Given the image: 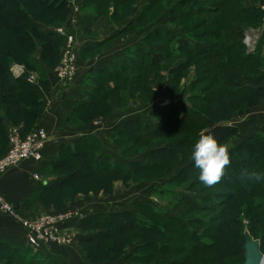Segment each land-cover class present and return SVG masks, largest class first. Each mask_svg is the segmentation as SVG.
<instances>
[{"label":"rangeland","instance_id":"rangeland-1","mask_svg":"<svg viewBox=\"0 0 264 264\" xmlns=\"http://www.w3.org/2000/svg\"><path fill=\"white\" fill-rule=\"evenodd\" d=\"M37 1L40 0H12L13 3L7 0H0V12L11 14L14 9L21 8L32 17V24H35L38 29L50 28L55 32L61 29V34H59L61 38L56 43L54 57L47 63L42 62L40 55L42 44L40 42L29 40V42H26L27 45L25 44L22 49H19L15 46L11 33L9 34L7 30L3 29L0 30V62L3 61L8 66L11 74L16 75L14 78L27 79L32 77L34 82L36 81L31 84L33 85L34 93L41 92L44 94L47 89L45 84L40 82L43 80V74L48 71L53 76L56 75L55 71L59 65L64 43L67 36L72 37L77 47L75 52V76L70 83H63L55 76L56 80H58L55 82V86L59 87L60 91L61 89H68L71 87V84H74V79L78 75L80 89L82 90H80L78 100L85 102L90 107L89 110L85 109L77 115L73 123L69 122L67 128L68 126L76 127L78 128V132L81 133L91 132L90 135L99 141L100 149L98 153L109 157L111 161L123 163L127 166H131L134 162H141L143 166L145 165L146 169L142 174L138 172L136 175L138 177L134 178L135 176H133V179L129 176L127 179H122V174L115 176L113 181L111 180L112 183L109 184L108 192L103 189L87 191L86 193L80 192L65 198L61 205L48 204L45 201L37 202L35 200L32 202V205L22 210V212L18 211L13 205H9L13 208L14 214L22 220L34 221L38 217L48 213L64 212L74 215L71 217V220H81L85 214H94L100 211L106 213L133 211L151 219L153 216L149 212L135 207L143 202L152 205L153 208L162 213L173 215L177 218L180 216V213H185L183 221L188 223L190 229L195 232L202 233L201 231H203L204 227L198 225L202 221L211 224V227L217 228V230L209 229L207 232L208 236L205 230L204 235L201 237V242L209 247L208 250L205 249L206 251L196 249L193 251L194 254L187 255L184 252H188V243L182 244L176 239L165 242L163 246L165 250L163 249L161 252L158 249H153L156 250V255L159 256L157 258L160 259L161 264H178L179 261L182 262L184 259L196 264H208L209 256L215 252L217 254L222 253V255L219 262L218 260H211L210 264H242L244 261V251L242 249L244 239L241 236L245 232H248L254 240L258 241L259 251L261 250V254L264 255V216L260 215V212L264 209V205L255 206L251 204H261L264 201V193H261L262 190L264 192V185H262L264 184V176L261 175L262 179L258 181V183H262L261 186L259 184L255 185V182L253 183V181L247 178L252 167L259 164L262 158L256 162L252 161L250 164L246 163L243 167L244 173H247L244 176L247 178L245 179L246 182H242L241 175L236 177L235 171L234 173H229L224 169V175L221 180L209 187L199 181V172H196L195 176L192 175L183 179L184 173H182V170L184 164L188 160H192L190 150L193 149V147L191 149V145L186 143L183 136L165 135L164 133L162 138L153 140L152 137H139V134H141L139 130L136 133L131 132L129 129H124L125 131L122 133H114L112 130L114 127L119 130L120 124L127 123V121L142 119L145 126H149L154 131H162L157 117L154 116L164 113L161 118L165 120L166 108L174 106L177 109H181V105L185 104L189 99L190 91H200L203 85H207L206 79L209 80L215 76V73L211 72L206 79L201 81L202 77L199 70L205 71V67L210 68V66L205 61L202 63L191 59L186 53L175 55L161 53L158 56L156 55L157 57L153 56L154 58H152L160 62L154 68L147 67L146 59L144 62L146 66L142 64L140 70L119 73L118 69H113V66L121 63V57L127 51L133 50L134 47L140 44L142 36L137 31L138 29L144 27L143 31L145 30L144 32L147 33L158 26L171 29V35L174 36L178 44H190L196 51L202 50V45L199 42L205 41L210 48L212 47L211 50L215 55L214 61L211 62L212 66L228 62L229 66L235 68L241 74L242 82L250 84L251 80L254 79L252 71L248 72L250 64L239 62V54L249 52L252 45L251 50H254L257 54H261L263 57L264 19H261V21L256 19L245 23L240 20L241 26L246 30L244 36H247L249 39V47H245L242 42L243 49L234 47V45L230 49L229 45L236 43L233 39L224 37L223 40H218L215 39L218 35L212 33H219V30H222L221 28L218 30L217 27L221 22V19L219 20V11H225L228 5V1L225 0H219V6L205 4L202 1L193 3L191 6L202 12L192 17L182 16L181 13L184 11L180 10L178 3L181 0H157L155 5L147 11V15H144L141 23L131 32H121L116 35H113V33L129 24L133 18L142 12L150 0H124L125 2L122 3L115 0L112 2L109 0H63L64 4L62 7L55 9V11L52 5L49 7L50 9H45L47 1L41 0L45 8L39 6ZM238 3L240 8L241 6L245 8L256 6L255 3L249 0H239ZM223 5L225 7L222 9ZM169 9L170 11H168ZM172 10L173 14L177 16H174L173 20H169L167 16L168 13L170 17L172 16ZM178 12L180 13V17L177 14ZM215 12L217 13L213 14ZM160 15L163 18L161 21V18L159 19ZM105 36L108 38L101 42L103 43L102 45L99 47L97 45L93 50H84L93 44L91 40L95 43ZM207 37L208 39H205ZM211 44L213 45L211 46ZM216 49L220 52H217ZM25 50L26 52H23ZM225 51L229 56L226 55ZM27 54H29L28 57ZM102 57L108 58L109 63L107 67L113 69V77L116 78L90 80L92 76L99 73L100 70L98 68L101 63L99 64L98 62L102 60ZM216 73L219 74V72ZM94 88L96 96L92 97V95L90 96V90ZM23 95L30 97L27 91H23ZM51 95L50 93L46 103L47 108L53 105L56 98V96L52 98ZM205 95L207 96V94ZM25 102H30V100L27 99ZM194 104L198 108L201 105L199 101H196ZM28 108L31 110V107ZM40 108H35L34 110L38 112ZM90 111L93 113L92 116L88 114ZM86 117L88 118L87 120L84 119ZM167 118L168 123L172 126L177 123V118L168 116ZM38 122L39 119L36 123L38 124ZM185 123V121H181L178 126L179 129L180 127L184 128ZM37 124L35 129L39 127ZM45 132L47 134V142H59L56 137V134H58L56 132H59V130H51L53 133H48L47 130ZM7 135L5 134V139L0 136V156L7 151ZM21 136L24 135L21 134ZM176 142L179 146H174ZM237 143V138L228 141L226 143L228 150L238 147L240 143ZM160 146L161 148H159ZM163 149L165 151L168 149L169 151L167 152H173V154L175 153L180 158L173 160L174 158L171 157L173 154H168L164 155L161 161L153 162L147 160L146 156L148 152L162 151ZM241 159H244L243 156ZM167 165L168 168H165ZM225 168L228 167L226 166ZM46 177L52 182L65 178V176H60L57 173L46 174ZM230 177H233V179H230ZM235 178H238V180L235 181ZM225 179L228 182H225ZM95 180L109 182L106 174L99 176L89 174L85 183L90 185ZM230 180L233 184H231ZM221 183H224V185ZM238 184H243L246 190L242 192ZM253 189H255L254 192L259 197L255 196L251 199L243 197L246 196L245 194L253 191ZM158 190L160 191L158 192ZM153 191H157L159 194ZM215 199L220 200L221 204H223L219 206L214 205L212 200ZM191 203H196L199 207L207 205L205 207L209 208L211 205L213 206L210 209L207 208L208 210L206 211H199L193 209L195 207H191ZM221 212L226 214V226H224L225 223H220ZM0 216L9 218L17 223L12 217L4 215L1 212ZM152 220L159 226L164 227L167 224L166 220ZM19 227L21 226L19 225ZM107 228L114 229V226L108 225ZM168 228L178 233L176 237L181 235L178 225L169 224ZM108 229L102 226H91V223L86 226V229H79V227L77 229L65 228L58 233V237L64 238L63 241L65 242L60 241L57 237L54 242L42 243L37 249L28 247L33 251H39L40 247H45L47 254L60 264H138L130 260L132 255H137V247L142 243L137 241L138 239H131L125 243L122 250L118 249L115 253L120 252L119 257L117 256L116 258L109 255L110 257L107 256L104 260L101 257H92L91 259L89 254L80 248L76 242V237L78 236L91 237V235L103 232V234H106L108 233ZM22 230L25 233V239L28 234L23 228ZM215 238L219 239L218 243L215 241ZM67 241L69 242L67 243ZM13 244L18 245V243ZM144 253L146 254V252ZM151 253H154V251H151ZM9 258H5L2 264H16L15 261ZM8 261L9 263H7ZM36 261L40 260H33L32 263H37ZM145 264H152V260L147 261Z\"/></svg>","mask_w":264,"mask_h":264},{"label":"trees","instance_id":"trees-1","mask_svg":"<svg viewBox=\"0 0 264 264\" xmlns=\"http://www.w3.org/2000/svg\"><path fill=\"white\" fill-rule=\"evenodd\" d=\"M7 1L13 3L12 0ZM43 1H47L46 8L45 6H43ZM43 1L40 0L37 2L39 6H43L47 10L52 5L55 11V9H60L64 4L63 0ZM109 1L112 2L113 0ZM115 1L121 3L125 2L124 0ZM198 1H202V3L212 6H219L220 4L219 0H181L178 3L180 6V10L184 11L183 13H181L182 16L186 15L187 17H192L198 13H201L202 11L191 6L193 5V3H196ZM225 1H228V5L225 11H219V20L221 19V22L217 27L218 30L219 28H221L222 30H219V33H212H216L218 35L215 37V39L218 40H223L224 37L233 39L236 43H231L229 45L230 49L233 48V45L234 47L243 49L242 39L244 38L246 30L243 28V26H241L240 20L244 21V23L256 19L261 21V19L264 18V10L261 9V7L264 6V0H249L256 5L252 8H245L243 6H241L240 8L238 3L239 0ZM156 2L157 0H150L149 3L145 5L142 12L135 18H133L123 29L119 30L118 33L131 32L137 25H139V23H141L144 15H147V11L152 6H154ZM224 7L225 6L223 5L222 9ZM189 8L190 10L188 11ZM168 11H170V9ZM171 12L172 16L170 17L169 13L167 16L169 20H173L174 16H177L173 14V10ZM216 13L217 12L213 14ZM177 14L180 17V13L178 12ZM161 17L162 16L160 15L159 19ZM31 18L32 17L21 8L14 9L11 14H3L2 12H0V30L5 29L9 34L11 33L12 38L15 41V46L19 49H22L26 42H29V40H37L38 42H40L42 44L40 51L41 60L47 63L52 57H54L55 46L56 43L59 42L58 40L61 38V36L50 28L38 29L35 24H32ZM162 19L163 18H161L160 21ZM143 28L137 30L139 34H141L140 36H142L140 44L137 47H134L133 50L127 51L126 54L121 57V63L115 64L113 66V69H118L119 73H128L140 70V66L144 64L146 59L147 67L154 68L156 67V64L160 62L159 60L156 61L152 59L154 58L153 56L157 57L161 53L168 55L186 53L191 59L200 61L202 63H204L205 61L210 66V68L205 67V71L199 70L200 76L202 77L201 81L206 79L208 75L211 74V72L215 73V76H213L209 80L206 79L208 83L206 86L203 85V87L200 88V91H190L189 99L185 104L181 105V109H177L174 106L171 108H166V121L161 118L164 113L162 115L158 114L154 116L157 117L158 122L162 127V131H154L149 126H145L142 119H133L129 122L127 121V123L120 124V128H118L119 130L114 127L112 129L113 132L122 133L126 129H129L131 130V132L136 133L139 130L141 132V134H139V137H152L153 140L162 138L164 133L165 135H181L185 138L186 143L188 145H191V149L196 143L199 136L204 134L214 135L219 142H222L225 145L228 141L238 138V128L228 125V123L231 121V118L234 115H242L247 110L257 105L264 98V92L262 88V70L264 69V58L262 57V55L257 53L246 54L245 52L239 54V62L250 64L248 72L250 73L252 71L254 78L253 80H251L250 84H246L242 82L243 80L241 79V74L235 68L229 66L228 62H222L220 63V65L215 66L211 65V62L215 59V55L211 50L212 47L210 48L205 41H200L201 43L199 42V44L202 45V50L196 51L190 44H178L174 36L171 35V29L158 26L154 29H151L147 33L144 32L145 30L143 31ZM220 32L224 34H221ZM205 39H208V37ZM150 42L151 44H149ZM102 44L103 43H99L98 46L96 44L95 46L88 47L84 50H93L96 46L99 47ZM212 45L213 44H211V46ZM216 51L220 52L218 51V49H216ZM23 52H26V50ZM28 55L29 54H27V57ZM226 55L229 56L228 53ZM146 64L144 65L146 66ZM113 69L105 67L101 69L99 73H96L94 76H92L90 80L98 78L109 80L112 78H116L113 77ZM216 72H219V74H217ZM242 76L244 75L242 74ZM0 90L3 93V97L0 98V136L5 139V133L1 121V112L3 106H5L6 114L11 121L15 123L24 122V129L21 132L22 135L27 134L31 131L32 128H35L37 120L39 119V117H41V102L39 101L36 93H34L33 85L29 84L25 78H14L8 66L5 65L3 61L0 62ZM23 91H27L30 94V97H25L23 95ZM90 91V96L92 95V97H95V88ZM205 94H207V96ZM27 99L30 100V102H25L27 101ZM196 101H199V103L201 104L199 108L196 107V104H194ZM28 107H31V110ZM89 107L90 105L86 104L85 102L78 101L74 114L69 119V122L73 123L74 118L82 113L83 110H89ZM35 108H40V111L37 112V110H34ZM88 114H91V116L93 115L92 111H90V113ZM167 116L177 118V123L173 126L169 124L167 121ZM84 119L87 120L88 118L86 117ZM181 121H185L186 123L184 124V128L180 127V130L178 126ZM176 145H178L177 142L174 146ZM99 146V141L95 137L83 136L74 140L70 145L67 144L59 147L55 161L50 165V169L48 170L47 174L57 173L60 176H65V178L61 179V181H59L58 183L52 184L49 187H44L37 191L31 197L30 202L32 203L33 201L37 200V202L45 201L48 202V204L51 203L55 205H61L62 201L65 198L71 197L74 194H78L80 192L86 193L87 191H97L99 189H103L108 192L109 184L112 183L115 176L122 174V179H127L128 176L133 179V176H135L134 178L138 177L136 176L138 172L142 174V172L145 171L146 167L145 165L143 166L141 162H134L131 166H127L123 163H115L111 161L109 157L98 153L100 149ZM159 148H161V146ZM167 151L169 150L166 149L165 151V149H163L162 151H150L147 153L146 158L147 160L153 162L161 161L164 155L173 154V152L170 153ZM190 151L192 152V150ZM229 155L230 163L229 165H227L228 168H225V170H227L229 173H234L235 171L236 177L238 175H241L242 182L247 179L246 177H244L247 175V173H244L243 167L246 165V163L250 164V162L252 161L256 162L260 158H262L261 162L255 165V167H252L250 172H258L262 176H264L263 135L255 134L246 139L238 147L230 148ZM242 156L244 159H241ZM171 157L174 158L173 160H177L180 158L175 153ZM165 168H168V165ZM196 172H199V170L193 166L192 160H188V162L184 164V168L182 170V173H184L183 179L186 177H191L192 175L195 176ZM89 174H95L98 176L106 174L109 182L107 183L104 180H95L91 182L93 184L87 185L85 181L88 179ZM230 179H233V177H230ZM236 180H238V178H235V181ZM250 181H253V183L255 182V185L259 184L261 186L262 184L258 183V181H256L255 179ZM225 182L228 181H226L225 179ZM221 184L224 185V183ZM231 184L233 183L231 182ZM238 186L241 187L240 190L242 192L246 190L243 184H238ZM159 191L160 190H158V192ZM254 191L255 189H253V191H251L249 194H245L246 196L243 197H247L248 199H251L255 196L259 197V195H256V192ZM153 192L157 193V191ZM261 193H264L263 190ZM212 201L214 205L219 206L221 204L220 200L218 199ZM251 204L255 206L264 205V201L261 204ZM205 206L207 205H204V207L202 206V208L199 207V205H196V203H191V207H195L193 209H197L199 211H206L213 205H211L209 208ZM135 207L137 209L146 210L153 217L149 219L146 218L143 214L140 215L139 213H135L133 211H123L101 215L98 214L91 217V219L89 220L85 219L83 222L85 226L91 223V226H102L108 229V225H113L114 229L109 228L108 233L103 234L96 243H94L93 240L77 241L80 248L87 252L91 259L92 257H101V259L104 260L107 258V256H114L117 258V256H120V252H115L118 249L122 250L125 246V243L135 238L138 239L137 241H140L142 243L137 247V255H132L130 257V260L138 264H145L150 260H152V264H161L160 259L157 258L159 256L156 255V250L158 249L161 252L165 248L163 247L165 242L173 239H176L182 244L187 242L189 249L188 252L185 251L184 253H187V255H191L194 254L193 251L196 249L208 250V245L201 242V237L204 235L203 233L205 230L206 233L209 231V229L217 230L216 227H211V224H207L202 221L198 225L203 226L204 229L203 231H201L202 233H198L194 230H191L189 224L183 221L185 213H180V216H178L177 218L173 215L162 213L159 210L153 208L152 205L143 202L136 205ZM221 213L222 216L219 218L221 221L220 223H225L224 226H226V214L224 212ZM260 215L264 216V209L260 212ZM152 219L166 220L167 224L164 227L159 226ZM169 224L178 225V228L181 231V235L179 237H176V235L178 234L177 232L168 228ZM220 232L222 233V231ZM241 237L244 239L243 236ZM215 241L218 243L219 239L215 238ZM143 251L146 252V254ZM151 251H154V253H151ZM221 255L222 253L217 254V252L211 254L208 259V264L215 260H218L219 262ZM10 256L11 258H9ZM5 258H9L12 261H15L16 264H60L57 260H55L52 256L45 252L31 250V248L28 247L26 243H24L23 245H17L4 238H0V264L4 263L3 260ZM36 259L40 261H36L37 263H32L33 260ZM7 263H9V261ZM178 264L196 263H192L190 262V260L184 259V261L182 262L179 261Z\"/></svg>","mask_w":264,"mask_h":264},{"label":"crops","instance_id":"crops-1","mask_svg":"<svg viewBox=\"0 0 264 264\" xmlns=\"http://www.w3.org/2000/svg\"><path fill=\"white\" fill-rule=\"evenodd\" d=\"M261 9L264 10L262 6ZM116 31L114 34L118 33ZM112 35V36H113ZM108 37L100 38L98 41L91 46H95L101 43L103 40ZM264 58V55H263ZM43 62V61H42ZM99 68L101 70L102 67H107L109 63L108 58L102 57V60L98 62ZM263 73V92H264V69ZM12 76H16L13 75ZM43 80L40 82L45 83L46 92L43 94L41 92H36L39 101L41 102V117H39V122L37 126L44 128L48 133H53L51 130L57 129L59 132H56V137L59 142L52 141L47 142L42 150V160L39 163H35L30 160L23 161L18 166L11 168L5 174L0 177V192L3 199L13 205L18 211L27 209L32 203L30 202L31 197L40 189L44 187H49L52 184L58 183L59 180L51 181L48 177H46V172L49 170L50 165L55 161L56 155L58 153L59 147L62 145H70L74 140L83 137V136H91V132H78V128L70 127L67 124L69 123V119L74 114L75 108L77 106L78 98L80 96L79 78L78 75L76 79H74V84H71L68 89H61L55 86L56 80L55 76L46 71L43 74ZM36 82V81H35ZM34 82V83H35ZM83 89V87H82ZM81 90V91H80ZM48 93V94H47ZM52 94V98L56 96L53 105L50 108H47L48 97ZM57 94V95H56ZM3 97V93L0 90V98ZM77 101V102H76ZM1 121L4 133L7 135L8 132L12 128H19L22 132L24 129V122L15 123L9 119L6 114L5 106L2 107L1 112ZM228 125L235 126L239 130V137L237 144H242L246 139L250 138L255 134H263L264 135V98L255 106L247 110L242 115H234L231 118V121ZM38 128V127H37ZM35 129V128H34ZM57 142V143H54ZM236 144V145H237ZM239 144V145H240ZM238 145V146H239ZM4 152V151H3ZM38 174L39 178L35 179L34 175ZM46 177V179H45ZM114 213V212H108ZM98 214H106V212H96L94 214H85L83 218L77 220H71L66 224L65 228H75L77 229H85L86 226L83 223L85 219L89 220L91 217ZM82 216V215H81ZM104 233V232H103ZM103 233L97 235H91L86 237H76V242L79 240H93L96 243L99 238L103 235ZM24 231L17 223L13 220L0 216V237L4 238L12 243L24 244ZM51 248V247H49ZM52 250V249H51ZM42 252L47 253L45 247H40Z\"/></svg>","mask_w":264,"mask_h":264},{"label":"built area","instance_id":"built-area-1","mask_svg":"<svg viewBox=\"0 0 264 264\" xmlns=\"http://www.w3.org/2000/svg\"><path fill=\"white\" fill-rule=\"evenodd\" d=\"M61 31V29H58L56 32L61 34ZM242 42L245 47H249V39L247 36H244ZM251 49L252 45L250 46L249 52H246V54H254V50ZM76 50L77 47L73 38L67 36L62 49L59 65L55 71L56 78L63 83H70L75 76ZM26 81L32 84L34 79L29 77ZM7 142V151L0 157V177L23 161L30 160L39 163L42 160V150L47 143V134L44 129L38 127L24 136H21L19 128H12L8 132ZM34 178L38 179V174H35ZM9 205L10 204L3 199L0 192V212L12 217V219L27 232L28 235L25 238V243L27 246L34 247L35 249L41 246L42 243L54 242L58 237V233L64 230L65 225L72 219L71 217L74 216L70 213L56 212L42 215L34 221H27L18 218L14 214L13 208ZM59 239L63 241L64 238ZM68 242L69 241H67V243Z\"/></svg>","mask_w":264,"mask_h":264},{"label":"clouds","instance_id":"clouds-1","mask_svg":"<svg viewBox=\"0 0 264 264\" xmlns=\"http://www.w3.org/2000/svg\"><path fill=\"white\" fill-rule=\"evenodd\" d=\"M193 166L199 170V181L205 186L218 183L224 175L225 166L230 163L228 146L212 134L200 135L191 152ZM249 180L262 179L258 172H250Z\"/></svg>","mask_w":264,"mask_h":264},{"label":"water","instance_id":"water-1","mask_svg":"<svg viewBox=\"0 0 264 264\" xmlns=\"http://www.w3.org/2000/svg\"><path fill=\"white\" fill-rule=\"evenodd\" d=\"M244 261L242 264H264V255L259 251V243L248 232L243 234Z\"/></svg>","mask_w":264,"mask_h":264}]
</instances>
